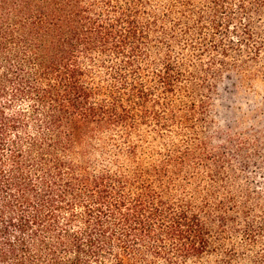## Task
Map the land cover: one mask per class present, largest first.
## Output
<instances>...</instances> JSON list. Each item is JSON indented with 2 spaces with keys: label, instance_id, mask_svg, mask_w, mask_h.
Masks as SVG:
<instances>
[{
  "label": "trees",
  "instance_id": "obj_1",
  "mask_svg": "<svg viewBox=\"0 0 264 264\" xmlns=\"http://www.w3.org/2000/svg\"><path fill=\"white\" fill-rule=\"evenodd\" d=\"M178 2L0 0V264H185L206 253L196 188L180 198L200 162L139 136L161 128L156 108L168 107L145 79L167 97L182 76Z\"/></svg>",
  "mask_w": 264,
  "mask_h": 264
},
{
  "label": "rangeland",
  "instance_id": "obj_2",
  "mask_svg": "<svg viewBox=\"0 0 264 264\" xmlns=\"http://www.w3.org/2000/svg\"><path fill=\"white\" fill-rule=\"evenodd\" d=\"M174 11L182 76L167 97L145 79L169 109L156 108L162 127H142L141 144L200 162L180 198L196 188L208 248L185 264H264V0H179Z\"/></svg>",
  "mask_w": 264,
  "mask_h": 264
}]
</instances>
